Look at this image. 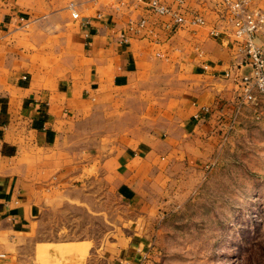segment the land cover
I'll return each instance as SVG.
<instances>
[{
	"label": "crops",
	"instance_id": "1",
	"mask_svg": "<svg viewBox=\"0 0 264 264\" xmlns=\"http://www.w3.org/2000/svg\"><path fill=\"white\" fill-rule=\"evenodd\" d=\"M150 1L0 0V264H88L91 240L38 235L48 211L86 208L99 191L127 210L104 259L141 264L175 178L220 151L252 74L222 0H159L181 26ZM72 243L86 256L55 248Z\"/></svg>",
	"mask_w": 264,
	"mask_h": 264
},
{
	"label": "rangeland",
	"instance_id": "2",
	"mask_svg": "<svg viewBox=\"0 0 264 264\" xmlns=\"http://www.w3.org/2000/svg\"><path fill=\"white\" fill-rule=\"evenodd\" d=\"M231 124L204 169L176 177L164 194L166 204L152 219L150 251L141 264H264V100L242 105ZM86 204L48 211L38 237L91 240L88 264H107L103 250L124 232L127 210L114 193L99 191Z\"/></svg>",
	"mask_w": 264,
	"mask_h": 264
},
{
	"label": "built area",
	"instance_id": "3",
	"mask_svg": "<svg viewBox=\"0 0 264 264\" xmlns=\"http://www.w3.org/2000/svg\"><path fill=\"white\" fill-rule=\"evenodd\" d=\"M183 3L184 0H177ZM224 13L233 27V37L241 52L246 56L247 63L252 69L251 76H244L238 80L237 86L241 94V105L257 104L259 99L264 100V50L256 40L260 30L264 27V10L254 7L251 0H222ZM148 8L157 15H172L178 26L184 25L186 20L179 12L162 4L159 0L148 2ZM69 9L74 20H79L80 15L72 3ZM24 22V19H21ZM141 21L139 27L145 26ZM190 24L205 26L203 18L197 16L190 20ZM222 32L214 29L211 31L213 38H221ZM229 75V74H228Z\"/></svg>",
	"mask_w": 264,
	"mask_h": 264
},
{
	"label": "bare ground",
	"instance_id": "4",
	"mask_svg": "<svg viewBox=\"0 0 264 264\" xmlns=\"http://www.w3.org/2000/svg\"><path fill=\"white\" fill-rule=\"evenodd\" d=\"M50 245L46 246V248H50ZM60 254H66V253H76L79 252L82 257H85L87 254V250L83 247V245L80 244H59L56 248Z\"/></svg>",
	"mask_w": 264,
	"mask_h": 264
}]
</instances>
